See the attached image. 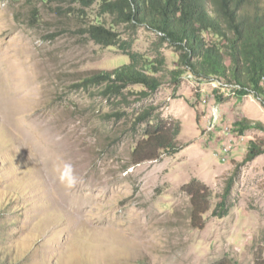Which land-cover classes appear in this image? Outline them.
Listing matches in <instances>:
<instances>
[{
  "label": "rangeland",
  "instance_id": "obj_1",
  "mask_svg": "<svg viewBox=\"0 0 264 264\" xmlns=\"http://www.w3.org/2000/svg\"><path fill=\"white\" fill-rule=\"evenodd\" d=\"M102 0H0V260L4 264H259L264 259V152L242 163L264 130L235 131L264 104L215 80L186 73L171 80L178 51L154 30L118 23ZM91 24L117 31L104 45ZM132 41L124 48L121 41ZM166 58L164 83L148 98L106 96L78 86L100 69L130 63V53ZM142 86H131L140 89ZM149 105L180 126L183 147L134 163ZM221 113L206 127L213 106ZM231 145L225 159L216 155ZM240 163V164H239ZM241 172L223 217L212 214L228 177ZM192 178L211 189L204 228L190 221Z\"/></svg>",
  "mask_w": 264,
  "mask_h": 264
},
{
  "label": "trees",
  "instance_id": "obj_2",
  "mask_svg": "<svg viewBox=\"0 0 264 264\" xmlns=\"http://www.w3.org/2000/svg\"><path fill=\"white\" fill-rule=\"evenodd\" d=\"M90 6L96 0H79ZM101 11L115 16L118 23L130 25L134 30L145 26L159 35V43H170L178 51V65L170 69L171 80L181 83L186 73L200 81L215 80L232 86L237 98L254 94L264 104V0H102ZM87 32L98 43H120L117 31L103 24H91ZM124 48L132 41L123 40ZM131 62L115 69H100L84 77L78 86L102 85L106 96L135 94L143 100L155 93L165 82L163 72L166 58L160 54L151 59L138 52L130 53ZM140 85V89L131 86ZM146 123L143 138L132 152L134 163L156 160L164 154L172 155L182 147L178 140L180 126L170 123L154 105L147 106L138 117ZM264 130V122L244 117L235 122V131ZM264 152V145L252 140L242 161H250ZM240 164V163H239ZM237 164L215 204L212 214L227 215L233 206L231 194L241 172ZM191 200L190 221L204 228V214L211 208L212 189L198 178L182 186ZM259 264H264V259ZM0 264H4L0 260Z\"/></svg>",
  "mask_w": 264,
  "mask_h": 264
},
{
  "label": "built area",
  "instance_id": "obj_3",
  "mask_svg": "<svg viewBox=\"0 0 264 264\" xmlns=\"http://www.w3.org/2000/svg\"><path fill=\"white\" fill-rule=\"evenodd\" d=\"M191 75V74H190ZM221 119V113L219 111V108L215 105L213 106L211 110L210 117L206 120V127L209 131H214L218 124L220 123ZM231 145L224 144L216 153L217 156H219L222 159H225L227 156V153L230 150Z\"/></svg>",
  "mask_w": 264,
  "mask_h": 264
}]
</instances>
